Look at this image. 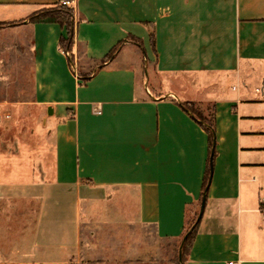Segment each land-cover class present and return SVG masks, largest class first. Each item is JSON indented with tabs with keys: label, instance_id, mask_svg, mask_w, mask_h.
Wrapping results in <instances>:
<instances>
[{
	"label": "crops",
	"instance_id": "1",
	"mask_svg": "<svg viewBox=\"0 0 264 264\" xmlns=\"http://www.w3.org/2000/svg\"><path fill=\"white\" fill-rule=\"evenodd\" d=\"M60 1L0 0V69L4 33L20 35L45 139L0 158V264L21 243L4 221L13 203L34 217L17 231L30 243L21 263H66L84 217L181 247L204 195L183 264H264V0H72L68 53L63 25L30 20ZM119 43L81 84L74 64L87 73ZM25 154L30 175L6 179L2 164Z\"/></svg>",
	"mask_w": 264,
	"mask_h": 264
},
{
	"label": "rangeland",
	"instance_id": "2",
	"mask_svg": "<svg viewBox=\"0 0 264 264\" xmlns=\"http://www.w3.org/2000/svg\"><path fill=\"white\" fill-rule=\"evenodd\" d=\"M16 36L15 33L6 32L1 39L3 65L0 69V99L12 104L0 106L1 159L5 156L12 158L20 148L27 149L36 147L38 144H45L43 130L38 131V110L26 104L33 96L31 60L28 52L24 54L22 51H14L12 44H16L17 38H21L20 35L17 38ZM77 70L79 73L80 70ZM171 89L178 90L174 85ZM16 104H22V106ZM194 108L203 117L211 116L210 111L204 106L196 105ZM29 157H31L29 154H25L23 160H13L2 164L5 178L25 180L30 175H28L29 169L19 168L29 166ZM13 204L15 205H11L12 208L8 206V209L13 210L6 214L4 221L10 227V231L13 229L12 237L21 243L12 252L13 255H10L12 259L9 258L1 264H23L21 262L28 258L26 253L30 245L29 239L25 238L21 241L17 231L24 223L33 221L34 217L26 219L21 216L25 203ZM193 218L195 216H189L188 224ZM91 219L92 221L89 222L90 218L84 217L82 251L79 255L66 263H64L65 259L57 256L60 258L58 263L35 259L24 264H180V257L183 260L182 251L181 254L179 252L178 240L168 242L156 239L150 230L142 229L137 225H114L111 223L112 219ZM122 220L124 221V218ZM41 258L46 260L45 256Z\"/></svg>",
	"mask_w": 264,
	"mask_h": 264
},
{
	"label": "trees",
	"instance_id": "3",
	"mask_svg": "<svg viewBox=\"0 0 264 264\" xmlns=\"http://www.w3.org/2000/svg\"><path fill=\"white\" fill-rule=\"evenodd\" d=\"M72 14H73V9L71 7H68V6L62 4L60 1L58 6L52 8V9L44 10V11H41L37 14L32 15L30 20L32 22H39V21L58 22L61 25H63L67 29L68 36L67 37L62 36L60 38V45H61V48L65 52L68 53L69 51L72 50V46H73V41H72V32H73ZM119 46H120V43L116 47L112 48L110 50V52L102 60L98 61V63H95L89 72L82 73L80 71L78 74V78L80 80V83L85 84L88 81V79L90 78V76L92 75V72L94 71V69L97 68V66H102L103 63L110 60L114 56V54L117 52ZM184 106L189 111H191L192 114L197 116L201 121H203L204 123H207L208 125H210V127L212 126L211 120L207 119L206 117L201 116L198 113V110H196L191 103H186ZM207 130L210 134V137H212V133H211L210 129L207 128ZM208 170H209V167H208ZM206 182L204 183V186H205ZM196 218H197V215L195 216V218H193V220L191 222H189V224H187V226L184 230V233L182 235L183 243H182L181 251H182V256H183V260H182L183 263L186 259V256L189 252V249L193 243V240H194V237L196 234L197 225H198V222H196Z\"/></svg>",
	"mask_w": 264,
	"mask_h": 264
},
{
	"label": "built area",
	"instance_id": "4",
	"mask_svg": "<svg viewBox=\"0 0 264 264\" xmlns=\"http://www.w3.org/2000/svg\"><path fill=\"white\" fill-rule=\"evenodd\" d=\"M61 3L64 4V5H66V6H68V7H71L72 4H73L72 0H61ZM73 67H74L73 69H74V71H75V74L78 75L76 65L74 64ZM260 210H261L262 212H264V198L261 199ZM228 264H236V263H234L233 261H230V262H228Z\"/></svg>",
	"mask_w": 264,
	"mask_h": 264
},
{
	"label": "water",
	"instance_id": "5",
	"mask_svg": "<svg viewBox=\"0 0 264 264\" xmlns=\"http://www.w3.org/2000/svg\"><path fill=\"white\" fill-rule=\"evenodd\" d=\"M204 206H205V195L203 196V199H202V202H201V207H200V211H199V214H198V217H197V219H196V222H198L199 220H200V218H201V216H202V213H203V211H204ZM183 243V242H182ZM181 248H182V245H181V247H180V254H181ZM180 264H183V261H182V259H181V257H180Z\"/></svg>",
	"mask_w": 264,
	"mask_h": 264
}]
</instances>
